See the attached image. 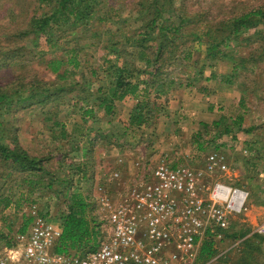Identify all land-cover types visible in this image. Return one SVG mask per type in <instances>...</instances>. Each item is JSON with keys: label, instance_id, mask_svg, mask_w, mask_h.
<instances>
[{"label": "rangeland", "instance_id": "1", "mask_svg": "<svg viewBox=\"0 0 264 264\" xmlns=\"http://www.w3.org/2000/svg\"><path fill=\"white\" fill-rule=\"evenodd\" d=\"M134 1L102 0L103 21L91 24L87 28L86 36L79 42L82 47L81 68L76 71L75 78L83 81L84 86L95 89L99 84V82L93 84L87 82L93 68L97 69L98 76L102 77L105 74L103 58L106 53L103 47L108 37L122 35L128 28L135 26L130 20L128 25L121 28L122 32H115L117 25L114 22L119 17L133 19L135 16L131 8ZM174 2L175 6H180L186 14H198L200 20L204 22L186 24V29L191 30L201 28L205 23L213 25L241 12L264 6V0H174ZM36 3L38 4L36 0H0V86H8L13 81L26 83L33 78L44 81L54 78L37 61H32L31 57H28L27 49L32 44L31 36L23 40H18L16 37V32L25 28L37 8ZM94 32L97 33L96 36H92ZM249 35L253 39L249 43L234 45L233 51L237 60L244 58L245 69L240 67L231 76L232 63L227 59L212 69L207 67L205 74L209 75L211 80L199 79L192 87H176L158 100L162 108L151 127L128 128L129 112L136 102L133 98L117 102L114 114L110 117L96 110L94 117L86 118V121L81 119V110L73 111L68 103L50 112L47 111L49 106L45 109L34 106L20 109L15 105L12 107L2 105L0 106V124L9 128L8 131L6 129V133L15 131L20 145L30 154L49 157L44 162L45 168L63 178L69 170H74L73 167L77 164L85 162L79 148L82 149L84 146L88 148L85 170L92 173L94 183L74 177L70 191L78 189L85 194L90 192V185L93 187L96 185L94 192L96 202L100 201L99 197L104 193L98 189L99 185L103 184L107 187L105 189L102 186V189L111 191L112 199L116 200L122 193L117 187L135 184L160 160H165L171 165L187 164L195 170H204L207 155L218 151L224 157L223 160L228 165V169L210 176L203 173L201 182L204 189L200 195L207 196L206 188L214 181H220L248 191V198L245 203L246 209L231 218L228 228L230 234L246 231L244 237L222 239L220 230L209 231L216 250L212 264H264V239L261 241L259 237H252L253 234L264 237L257 232L258 226L264 221V26L259 25L244 34V36ZM40 43V48L48 52L43 38ZM15 47H20L22 52V56H19L20 61L12 63V59L7 58L8 63H6L3 60V50ZM61 48L65 50L67 47L61 45ZM186 49L193 52V61L203 60L205 53L203 43L191 42ZM49 56L50 54L46 55V57ZM178 69L171 70L169 77L174 78L176 75L173 73H177ZM211 70L215 72L213 76ZM181 78L183 82L187 81ZM221 83L229 84V87L221 86ZM218 85L222 89L219 91L222 92L220 94L223 99L217 96L215 89ZM200 86L208 91L203 92L204 90L199 89ZM225 94H228V97ZM209 103L212 109L216 108V112L220 111L217 112L218 116H223L227 122H230L228 119L233 120L242 115L244 131H239L236 125L232 124L231 132H217L210 122L207 123L209 127L203 130L200 126L201 116L198 117V113L201 109L205 113ZM54 119L64 125L69 134L67 138L58 139L53 136V132H58L53 128ZM108 119H110L109 122H107ZM92 126L93 129L89 131L87 128ZM246 128L251 131L245 132ZM125 130L127 133L124 132ZM82 132H85L86 136H81ZM198 132L201 134L197 135ZM109 134H113L111 138ZM0 141L8 143L6 135H0ZM215 145L219 146V150L214 149ZM112 170L117 171V177L110 175ZM61 191L56 187L40 190L31 195L36 203L32 206L23 204L18 214H15L14 205L3 209L0 212V232H6L1 220L3 216L16 219L14 216H20L23 211L32 213L34 210L33 215L42 211L49 212L51 218L57 217L65 208L64 195ZM96 209V214L102 215L97 207ZM19 222L18 219L15 221L14 229ZM246 238H254L249 246L243 244ZM3 243L0 239V250L4 248ZM198 262L202 263V260Z\"/></svg>", "mask_w": 264, "mask_h": 264}, {"label": "trees", "instance_id": "2", "mask_svg": "<svg viewBox=\"0 0 264 264\" xmlns=\"http://www.w3.org/2000/svg\"><path fill=\"white\" fill-rule=\"evenodd\" d=\"M36 1L37 8L25 28L16 32V37L18 40H23L31 36L32 44L27 49L28 57H31L32 61H37L54 78L50 81L33 78L26 83L13 81L8 86H0V106L15 105L20 109L33 106L45 109L49 106L47 111L50 112L68 103L73 111L80 109L81 119L86 121V118L94 117L96 110L102 111L104 116H112L116 103L130 96L136 102L129 112L127 126L137 129L152 126L153 120L162 108L158 101L161 97L166 96L176 87H192L199 79H203L204 70L214 66L217 60L227 59L232 63L231 76L240 67L245 69L244 58L237 60L233 52L234 45L249 43L253 37L244 34L259 25L264 26V6L241 12L213 25L205 23L201 28L191 30L186 29V24L204 22L200 20L198 14L188 15L180 6H175L174 0H135L131 7L135 15L133 19L119 17L114 22L117 25L116 33L122 32L121 28L128 25L130 20L135 26L128 28L122 35L116 37L111 35L104 42L103 48L106 53L103 58L106 67L104 76H98L96 68L90 71L87 82L92 84L99 82L94 89L84 86L83 81H78L75 75L81 68L82 47L79 42L84 39L91 24L96 21L102 22L104 19L102 0ZM255 33L256 31L252 35L254 36ZM96 35V32L92 34V36ZM42 38L48 47V52L40 48ZM62 41L64 43L61 44ZM191 42L205 45L202 61L192 60L193 52L186 49ZM61 45H66L67 48L63 50ZM9 49L3 50V60L8 63L6 59L9 58L12 59V63L19 62V56H22L20 47ZM47 54L50 56L46 57ZM171 67V70L179 67L178 72L173 73L176 75L174 78L169 77ZM211 75L213 76L212 71ZM181 77L187 81L183 82ZM228 120L230 122L221 116L211 124L217 132H231L232 124L236 125L239 131H244L242 115ZM109 121L110 119L107 120ZM200 126L203 130L209 127L204 122H201ZM53 128L58 131L53 132L54 137L58 139L68 137L64 125L56 119L53 120ZM6 129L9 130L4 124H0V135H6L8 139V143L0 141V212L14 205L15 214H18L23 204L32 206L36 203L31 195L43 189L60 188L63 191L61 193L64 195L65 208L55 217V220L62 225V234L54 248L55 251H76L84 254L96 250L100 244L102 230L100 214H96L99 202L94 200L96 185L94 187L90 185V192L85 194L78 189L70 191L74 177L94 183L92 173L85 170L88 148L85 146L79 148L85 162L77 164L73 167L74 170H69L63 178L45 168L44 162L49 157L30 154L20 145L15 131L6 133ZM87 129L91 131L93 126ZM250 131L249 128L245 129V132ZM200 134L201 132H198L197 135ZM80 135L86 136V133L82 132ZM112 135L109 134V138ZM218 148L219 146L215 145L214 149L219 150ZM102 186L99 185L101 188ZM120 188L117 187L119 191ZM107 193L112 198L111 191ZM32 213L23 211L20 216H14L16 219L1 217L3 227L6 229V232H0L4 247L15 245L17 236L27 232L35 217L49 214L42 211L37 212L36 215ZM17 219L20 222L14 229ZM228 228L215 229V231L220 230L222 239L226 237L237 239L246 235V231L230 234ZM209 231L211 230H206L199 246L198 260H202V263L216 255ZM252 237H259L261 241L264 239L256 234ZM253 239L246 238L243 244L249 246Z\"/></svg>", "mask_w": 264, "mask_h": 264}, {"label": "built area", "instance_id": "3", "mask_svg": "<svg viewBox=\"0 0 264 264\" xmlns=\"http://www.w3.org/2000/svg\"><path fill=\"white\" fill-rule=\"evenodd\" d=\"M204 170L160 160L118 199L99 197V247L90 252H57L62 225L51 214L37 216L15 245L0 250V264H212L199 263V241L206 230L226 229L246 209L248 191L214 181L204 189L201 176L225 172L218 151L207 155ZM111 176H118L117 171ZM257 232L264 236V221Z\"/></svg>", "mask_w": 264, "mask_h": 264}, {"label": "crops", "instance_id": "4", "mask_svg": "<svg viewBox=\"0 0 264 264\" xmlns=\"http://www.w3.org/2000/svg\"><path fill=\"white\" fill-rule=\"evenodd\" d=\"M219 61V62H218ZM222 61H224V60H217L216 62L217 63H215L214 64V66L216 65V66H218L219 65V63H221ZM214 66H212V67H214ZM212 67H208L209 69H212ZM231 69H232V65H231ZM212 71V70H211ZM214 71H213V75H214ZM203 79L204 80H206V81H209V80H211L210 78H209V75H206L205 74V70H204V76H203ZM228 82V81H227ZM222 85L221 86H228L229 84H226V83H221ZM220 85H218V87H217V89H215L216 90V93H217V96L219 97V98H221V99H223L222 97V95L220 94V93H222L221 91H219L221 88L219 87ZM202 89L201 90H204L203 92H206V91H208V90H206V88L205 87H202V86H200ZM229 87V86H228ZM224 89H227V87H223ZM200 89V88H199ZM206 90V91H205ZM222 90V89H221ZM235 95H237V93L235 92ZM225 96L226 97H228V94H225ZM130 98H132V97H126L125 99H130ZM124 99V100H125ZM228 99V98H227ZM124 100H122V101H124ZM238 101V100H237ZM208 106H206V108H205V113L204 112H202V110L203 109H201L200 111H199V116L198 117H200V122H205V123H208V122H212V121H214V120H217L219 117H221L220 115L218 116V114L219 113H217V112H220V111H217L216 112V108L215 109H212V106L210 105V103L209 104H207ZM209 106H211L210 108H208ZM206 113H208L209 115H207ZM201 114V115H200ZM218 116V117H217ZM210 117H212L211 118V120H208V119H210ZM223 117V116H222ZM223 159H224V157H223ZM210 188V186L208 187V188H206V192H207V190ZM201 241L202 240H200L199 241V246H200V243H201Z\"/></svg>", "mask_w": 264, "mask_h": 264}]
</instances>
